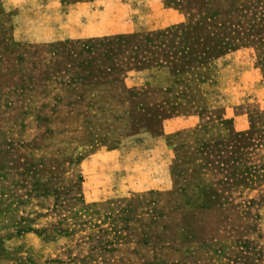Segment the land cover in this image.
<instances>
[{
	"label": "rangeland",
	"instance_id": "rangeland-1",
	"mask_svg": "<svg viewBox=\"0 0 264 264\" xmlns=\"http://www.w3.org/2000/svg\"><path fill=\"white\" fill-rule=\"evenodd\" d=\"M0 264H264V0H0Z\"/></svg>",
	"mask_w": 264,
	"mask_h": 264
}]
</instances>
